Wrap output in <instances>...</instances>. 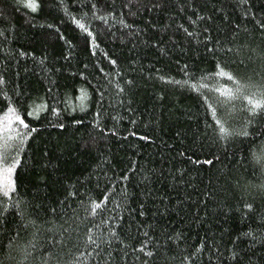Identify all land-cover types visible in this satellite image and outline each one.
Masks as SVG:
<instances>
[{
  "label": "trees",
  "instance_id": "1",
  "mask_svg": "<svg viewBox=\"0 0 264 264\" xmlns=\"http://www.w3.org/2000/svg\"><path fill=\"white\" fill-rule=\"evenodd\" d=\"M249 98L264 0H0V264H264Z\"/></svg>",
  "mask_w": 264,
  "mask_h": 264
},
{
  "label": "snow or ice",
  "instance_id": "2",
  "mask_svg": "<svg viewBox=\"0 0 264 264\" xmlns=\"http://www.w3.org/2000/svg\"><path fill=\"white\" fill-rule=\"evenodd\" d=\"M32 6L34 7V5H32ZM219 75L220 76H228V74L225 73V72H223V71H221L219 73ZM231 78L232 77L229 76V79H231ZM239 90H240V88L238 86L237 87V91H239ZM226 95L229 96V97H231L232 93L229 91V92L226 93ZM249 104L251 105L253 111H255L258 108H264V101H254L253 99L249 98ZM221 131H224V129H221ZM7 171L10 172L11 169H8Z\"/></svg>",
  "mask_w": 264,
  "mask_h": 264
}]
</instances>
